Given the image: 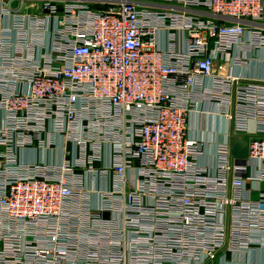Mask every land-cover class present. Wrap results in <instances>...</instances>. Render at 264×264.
<instances>
[{
	"label": "built area",
	"instance_id": "obj_1",
	"mask_svg": "<svg viewBox=\"0 0 264 264\" xmlns=\"http://www.w3.org/2000/svg\"><path fill=\"white\" fill-rule=\"evenodd\" d=\"M260 53L264 0H0V264L246 254L264 230V79L237 70ZM198 99L234 124L211 166ZM79 172L113 179L88 222Z\"/></svg>",
	"mask_w": 264,
	"mask_h": 264
},
{
	"label": "crops",
	"instance_id": "obj_2",
	"mask_svg": "<svg viewBox=\"0 0 264 264\" xmlns=\"http://www.w3.org/2000/svg\"><path fill=\"white\" fill-rule=\"evenodd\" d=\"M14 8L18 7V3L15 2ZM10 24V20L6 19V26ZM48 37V36H47ZM184 43H180V48H183ZM238 74H242L248 78H255L258 80L264 79V59L263 55L260 53L258 57L254 60H251L245 67L239 68L237 70ZM211 82L206 80L205 87L210 88ZM201 110L199 112H192L190 115L189 125H190V134L193 140L199 141L204 144V155L201 160L202 164H207L209 166L216 164V152L218 147L223 146L227 143H231L230 134L234 124H229L223 111V108L220 115H217L216 107L212 101L206 100L201 102ZM199 104V105H200ZM234 111V105L232 107ZM213 110V111H212ZM259 119L254 118L249 122L250 130L256 131L259 125ZM231 125V128H230ZM246 140V138H244ZM43 162L46 159L53 164H60L63 160V152L61 150L55 152L54 154H49V156H41ZM39 159V158H38ZM104 164H95L97 169L103 168ZM80 173V172H79ZM83 179L84 195L82 199L79 200V203L85 204L87 209V222L91 220V217L95 214H90L91 207H98L101 205L100 196L93 194L96 190L100 189V192L112 190V178L111 182L107 178H97L93 177L92 174L82 172L80 173ZM254 193L252 194L253 200H258L260 198L259 186L256 184L254 186ZM264 191V185L260 189ZM102 190V191H101ZM89 208V212H88ZM109 219H114L116 225L121 226V218L118 214L114 212L106 216ZM264 228V227H263ZM260 229V228H259ZM262 229V228H261ZM254 236L252 237L253 242L251 243V249L248 250L246 254H238L237 256H232L229 259H226L223 264H264V230L260 233L257 230H254Z\"/></svg>",
	"mask_w": 264,
	"mask_h": 264
},
{
	"label": "water",
	"instance_id": "obj_3",
	"mask_svg": "<svg viewBox=\"0 0 264 264\" xmlns=\"http://www.w3.org/2000/svg\"><path fill=\"white\" fill-rule=\"evenodd\" d=\"M234 158L246 159L248 157V143L241 137H236L231 148Z\"/></svg>",
	"mask_w": 264,
	"mask_h": 264
},
{
	"label": "rangeland",
	"instance_id": "obj_4",
	"mask_svg": "<svg viewBox=\"0 0 264 264\" xmlns=\"http://www.w3.org/2000/svg\"><path fill=\"white\" fill-rule=\"evenodd\" d=\"M230 257L232 256H227V259H229ZM221 260L223 259L216 258L215 260H211L210 262H208V264H223L224 261L222 262Z\"/></svg>",
	"mask_w": 264,
	"mask_h": 264
}]
</instances>
